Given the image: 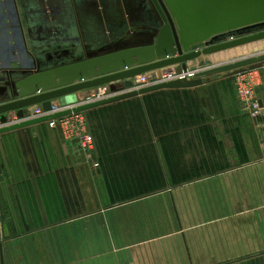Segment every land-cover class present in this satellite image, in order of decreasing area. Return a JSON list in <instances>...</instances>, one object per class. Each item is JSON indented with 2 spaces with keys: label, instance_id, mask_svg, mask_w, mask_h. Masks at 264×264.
<instances>
[{
  "label": "crops",
  "instance_id": "obj_1",
  "mask_svg": "<svg viewBox=\"0 0 264 264\" xmlns=\"http://www.w3.org/2000/svg\"><path fill=\"white\" fill-rule=\"evenodd\" d=\"M160 27L149 0H0V104ZM236 80L82 111L95 150L74 167L47 122L0 134V264H264V76L256 117Z\"/></svg>",
  "mask_w": 264,
  "mask_h": 264
},
{
  "label": "water",
  "instance_id": "obj_2",
  "mask_svg": "<svg viewBox=\"0 0 264 264\" xmlns=\"http://www.w3.org/2000/svg\"><path fill=\"white\" fill-rule=\"evenodd\" d=\"M161 27L150 40L132 41L107 53L88 56L48 70L32 72L12 83L14 98L0 104V119L16 111L21 120L0 128V134L47 122L72 112L142 95L164 88H193L210 76L236 74L264 65V52L204 68L194 78L174 79L135 88L134 78L173 68L181 73L190 61L264 40V0H149ZM205 60L200 61L203 65ZM118 81H123L119 83ZM109 84L112 96L80 101L83 90ZM57 100L64 110L25 119L27 107L40 104L45 111ZM2 264L3 255L1 253Z\"/></svg>",
  "mask_w": 264,
  "mask_h": 264
},
{
  "label": "built area",
  "instance_id": "obj_3",
  "mask_svg": "<svg viewBox=\"0 0 264 264\" xmlns=\"http://www.w3.org/2000/svg\"><path fill=\"white\" fill-rule=\"evenodd\" d=\"M203 69L204 68L202 67L195 69L187 68L185 71L177 73L174 68H168L163 70L162 78H159L156 73L150 72L136 76L133 80L135 88L139 89L162 81L194 78ZM249 69H245L235 74L237 75L236 95L239 101L246 106L249 113L256 117L261 110L260 101L256 93L261 80L260 72H258L260 69ZM112 95L113 93L110 92L108 88V90L104 89L100 93L93 95L82 102H93ZM62 110H64V108L58 103V101L53 102L52 109L49 111H45L41 105L37 104L26 109L25 119H34L42 116L53 115ZM20 121L21 120L16 115V111H10L7 113L6 122H2L0 119V128L6 125L18 123ZM47 123L51 128H61L63 130L70 147L81 144L87 147V149L93 147V143L91 142V138L88 133L86 120L82 112H72L58 118H51L47 121Z\"/></svg>",
  "mask_w": 264,
  "mask_h": 264
},
{
  "label": "rangeland",
  "instance_id": "obj_4",
  "mask_svg": "<svg viewBox=\"0 0 264 264\" xmlns=\"http://www.w3.org/2000/svg\"><path fill=\"white\" fill-rule=\"evenodd\" d=\"M261 52H264V40L258 41V42H253V43L243 45V46H239L236 48L228 49L225 51H221V53L218 52L214 55L204 56V57H201L200 59H197L195 61V63L193 61H190L188 64L189 65L192 64V66L198 68L201 66L199 64L200 61L205 60L204 61L205 63H203V67L210 68L212 66H217V65H220L222 63H225V62H228V61H231V60L243 57V56L258 54ZM261 67H263V68L260 69ZM261 67H257L258 69H260L258 72H260V76H264V71H263L264 65H262ZM193 69H195V68H193ZM252 69H256V68H252ZM249 70H251V69H249ZM153 73H155V72H153ZM219 76H237V75L228 74V75H219ZM100 87H97V88H100ZM91 89L96 90L94 88H91ZM86 124H87V122H86ZM87 128H88V133H89L90 138H91V142L93 143V147L90 149H87V147L83 146V144L70 147L63 130L61 128H55V129H58L60 131V136H61V139L63 141V147L62 148H63L64 152L66 151V153L70 156L71 161H72L70 163L73 165V167H74V164L77 165V164L88 163L89 158H90L89 156L92 155L94 150H95V138H94L93 132L91 131V128H89L88 125H87ZM100 247L101 248H113L114 249V247L113 246L110 247L108 241H105V240H101ZM97 248H99V246H97Z\"/></svg>",
  "mask_w": 264,
  "mask_h": 264
},
{
  "label": "bare ground",
  "instance_id": "obj_5",
  "mask_svg": "<svg viewBox=\"0 0 264 264\" xmlns=\"http://www.w3.org/2000/svg\"><path fill=\"white\" fill-rule=\"evenodd\" d=\"M232 51V50H231ZM228 52V51H227ZM221 53V52H220ZM214 55V54H213ZM219 55V54H218ZM227 55V54H226ZM228 56V55H227Z\"/></svg>",
  "mask_w": 264,
  "mask_h": 264
}]
</instances>
